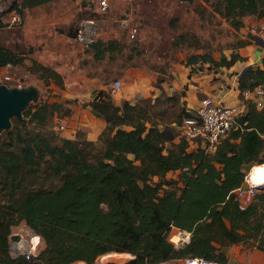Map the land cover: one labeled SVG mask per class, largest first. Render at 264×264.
Masks as SVG:
<instances>
[{"label":"trees","instance_id":"16d2710c","mask_svg":"<svg viewBox=\"0 0 264 264\" xmlns=\"http://www.w3.org/2000/svg\"><path fill=\"white\" fill-rule=\"evenodd\" d=\"M50 1L13 0L0 12V28L8 12L15 9L23 15L25 9ZM98 5L99 0L95 12H109L110 3L105 12ZM218 7L237 29L245 25V15L264 17V0H221ZM84 17L99 22L93 15ZM81 19L69 29L70 36ZM253 38L249 33L233 47L248 45ZM20 46L13 39L0 45V68L24 62ZM92 46L97 58L118 48L100 37ZM243 59L235 51L220 59L196 53L187 64L230 67ZM30 69L46 82L53 78L63 84L59 72L37 60ZM163 81L159 77L155 83L159 94L121 105L110 90L96 92L84 103L107 122L96 141L81 130L70 138L53 129V117L65 109L60 102L40 101L23 111L24 119L12 117L11 127L0 134V264H96L99 256L112 251L132 253L131 264L189 256L228 264L224 247L243 244L264 251V189L246 205L234 192L245 183L247 165L264 164V107L246 100V112L214 151L206 152L200 144L189 149L184 137L178 142L175 138L177 126L194 109L182 100L184 91L169 94ZM261 84L264 56L262 67H249L240 76V99L244 90ZM172 171H179L178 177L168 178ZM22 223L41 239L30 258L11 252L13 228ZM174 227L191 232L187 243L170 240ZM178 238L177 233L171 237Z\"/></svg>","mask_w":264,"mask_h":264},{"label":"rangeland","instance_id":"374dc122","mask_svg":"<svg viewBox=\"0 0 264 264\" xmlns=\"http://www.w3.org/2000/svg\"><path fill=\"white\" fill-rule=\"evenodd\" d=\"M12 1L0 0V12L7 9ZM220 1L109 0L110 9L105 15L95 12L97 0H87L85 6L81 4V0H56L37 6L31 10L29 16L38 27H36L38 35L37 32L34 33L36 34L34 45L21 43L18 51L25 56L24 62L2 70L0 84L2 75L9 74L14 81L19 80L23 86H34L37 94L26 109L40 101L62 103L65 109L53 117V129L60 135L62 133L69 135L67 130L60 128V125L64 124L67 128V119L71 114L78 108L86 109L87 106L84 103L89 101L88 98L95 88L103 83L110 86L109 90L112 93L118 94L123 86H130L131 80L122 78L125 71L138 67L144 68L154 72L157 80L162 77L163 82H168L172 86L174 74L171 71L176 64H187L190 55L209 52L220 59L226 49L233 48L237 40L247 38L249 33L256 35L252 42L257 40V36L263 38L261 24L264 20L256 19L255 14H248L243 17V20L249 27L243 25L237 29L219 12ZM89 14L97 17L100 22L101 41H104L106 45L111 42L118 45L115 50H107L101 58L96 57L93 46H83L69 35V31L74 29L78 21ZM124 14L138 25L139 34L136 38H131L120 24ZM5 17H9V12ZM242 35H245V38ZM31 38L34 37L31 36ZM262 54L264 56V46L261 50ZM35 57L41 63L61 69L63 84H57L53 78L46 82V79L40 76V72L32 71L30 67ZM117 80L121 82L119 88L113 87ZM177 131L175 142L182 138L181 131L178 128ZM194 148V144H189V149ZM250 167V165L246 166L247 172ZM178 174L179 171H172L167 177H178ZM248 183L246 181V185ZM238 200L242 205H246L240 199ZM179 230L174 227L170 232L169 238L176 245H181L179 238L177 242L171 237L174 233L178 234ZM34 233L25 223H22L13 228L12 234L18 238L23 236L25 239H30ZM18 238L11 240L12 253L15 252ZM39 246H41V239L36 252ZM242 248L249 252L248 264L264 262V257L258 253L259 249L243 244ZM113 257L119 263L127 261L130 254H121L119 257L116 254ZM111 259L100 257L97 264H105ZM74 264L83 263L78 261Z\"/></svg>","mask_w":264,"mask_h":264},{"label":"crops","instance_id":"0c3cea01","mask_svg":"<svg viewBox=\"0 0 264 264\" xmlns=\"http://www.w3.org/2000/svg\"><path fill=\"white\" fill-rule=\"evenodd\" d=\"M34 8L35 7L25 9L23 13L24 22L21 25H12L9 23V17H4V22L6 23V25L0 28V45H4L5 41L9 39L17 40L23 43L24 45H34V42L36 40V34L34 33L37 32L38 35V27L37 25H34L35 23H33L32 20H30L31 17H29L31 10ZM254 17H256V19L260 21L264 20V17H258L257 15H254ZM263 23L264 22H262V24ZM245 27H249L247 22L245 23ZM39 32H41V30ZM31 36H33L34 38L32 39ZM242 37L245 38V35H242ZM258 42L260 41L256 40L255 42H251L250 44L245 46L226 49L222 53L223 56L230 58L231 53L235 51L244 58L243 60L236 61L230 67H214L211 66L210 63L201 62L189 65L181 63L176 64L174 66V69L171 71L172 74H174L172 86L169 85L168 82H162V86L164 90L169 94H173L176 91H184L185 94L182 96V100L186 102L188 108L192 109L198 105L202 97H205L207 95H213L218 100H221L227 104H236L241 101L240 90L238 87L240 74L248 66L262 67L263 54L261 55V50H263V45L261 42ZM36 58L37 57H35L34 60H36ZM215 58L218 59L219 57L215 56ZM42 64H44V62ZM10 66L13 67V65L8 64L0 68V72ZM54 69L62 75L61 69L56 67ZM122 78L125 80H131V84L130 86H126L124 84L125 86L122 87L121 92L118 94L115 92L112 93L113 101L118 105H121L125 100L135 102L139 98L157 95L160 93V88L155 86L157 76L154 72L150 70L148 71L147 69L139 67L130 69L123 73ZM102 89L109 90L110 86H106L102 83L98 88L94 89V92L91 93L88 98L89 101L93 98L96 92ZM67 121V128L63 124V130H67L69 132V135H65L63 133L62 135L70 138H74L77 132L81 130L84 132V136L87 139L96 141L100 133L107 126L106 120L99 116L96 112H94L92 108L88 105L86 109L83 110H80L78 108L73 114H71L70 118H68ZM178 235L179 242H181V244H185L189 241L191 232L180 229ZM224 251L227 253L228 256V264H248L249 262V252L247 249L242 248V244H233L224 247ZM121 253L130 254L129 259L127 261L119 263L114 261V259L112 260V262L110 260L107 261L105 264H130L133 262L135 256L132 253ZM258 253L261 257H264V251L258 250ZM255 254L257 255V252ZM100 257H102V255L99 256L97 260ZM79 262L86 264L84 261ZM160 264H184V258L171 259ZM262 264H264V262Z\"/></svg>","mask_w":264,"mask_h":264},{"label":"built area","instance_id":"2783aa9c","mask_svg":"<svg viewBox=\"0 0 264 264\" xmlns=\"http://www.w3.org/2000/svg\"><path fill=\"white\" fill-rule=\"evenodd\" d=\"M108 0H99L98 9L105 12L108 8ZM24 22L23 15L17 11L12 10L9 12V23L12 25H21ZM121 26L127 30L131 38H136L139 34V28L137 25H133L130 17L124 16L120 20ZM261 31L264 32V23L261 25ZM101 35L100 23L93 17H84L81 19L79 26L75 30L73 39L86 47L92 46L99 39ZM263 46H264V33ZM260 37V36H257ZM10 65V64H9ZM2 82L8 85L22 87V83L14 81V78L9 74L2 75ZM121 82L115 81L113 87L119 88ZM244 100L236 104H227L221 100H218L213 95H207L202 97L198 105L193 108L192 115L186 117L180 125L178 130L181 131L182 137H184L190 144H200L206 152H212L216 149L217 145L223 137H225L231 129L237 126L238 118L244 114L247 110L246 100L251 99L255 102L259 108L264 107V84L256 86L254 89H246L243 92ZM61 129H64V125H60ZM253 166H251L252 168ZM251 171V170H250ZM249 172L245 175V183L235 189L236 197L243 203L247 204L252 201L259 190V184L250 181ZM246 181L249 182L246 185ZM35 234V233H34ZM34 236V235H33ZM32 236L28 241L27 247L22 245V240L25 238L20 236L16 242L14 255L19 253L26 254L27 257H31L36 254V247L39 243V239L36 243H33ZM160 264V263H158ZM184 264H227L218 260L206 259L200 256H189L184 258Z\"/></svg>","mask_w":264,"mask_h":264},{"label":"water","instance_id":"95a60500","mask_svg":"<svg viewBox=\"0 0 264 264\" xmlns=\"http://www.w3.org/2000/svg\"><path fill=\"white\" fill-rule=\"evenodd\" d=\"M257 40L263 43V39L261 37H257ZM249 67L250 66L246 67L240 76ZM36 94L37 91L34 86L14 87L6 83L0 84V134L2 130L11 127L13 116L24 119L23 111ZM259 188H264V184H260ZM16 238H18L16 235H11V240Z\"/></svg>","mask_w":264,"mask_h":264},{"label":"bare ground","instance_id":"6f19581e","mask_svg":"<svg viewBox=\"0 0 264 264\" xmlns=\"http://www.w3.org/2000/svg\"><path fill=\"white\" fill-rule=\"evenodd\" d=\"M250 170H251L250 173H249V179H250V181L256 183L257 185L258 184L259 185L260 184H264V164H261V165H253V167ZM38 239H40V237L38 235L34 234V236L32 238L33 243H36L38 241ZM27 243H28V241L26 239L22 240V245L24 247H27ZM116 254H117V257H119V255L125 254V253L111 252V253H108V254L103 255L102 257H108V259H111L112 258L111 259V262H112V260L116 259V258L113 257ZM126 257H128V256H126Z\"/></svg>","mask_w":264,"mask_h":264},{"label":"clouds","instance_id":"9594fccd","mask_svg":"<svg viewBox=\"0 0 264 264\" xmlns=\"http://www.w3.org/2000/svg\"><path fill=\"white\" fill-rule=\"evenodd\" d=\"M250 169H251V167H250ZM250 171V170H249Z\"/></svg>","mask_w":264,"mask_h":264}]
</instances>
